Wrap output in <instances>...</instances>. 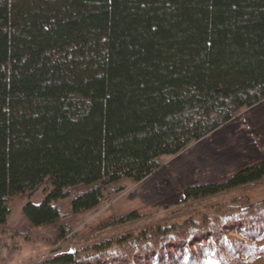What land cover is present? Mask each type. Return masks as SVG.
Returning a JSON list of instances; mask_svg holds the SVG:
<instances>
[{
    "label": "trees",
    "instance_id": "obj_1",
    "mask_svg": "<svg viewBox=\"0 0 264 264\" xmlns=\"http://www.w3.org/2000/svg\"><path fill=\"white\" fill-rule=\"evenodd\" d=\"M263 100L264 0H0V227L9 198L48 179L17 235L57 246L67 219ZM262 180L264 159L185 196ZM258 255L264 199H242L36 264H246Z\"/></svg>",
    "mask_w": 264,
    "mask_h": 264
},
{
    "label": "rangeland",
    "instance_id": "obj_2",
    "mask_svg": "<svg viewBox=\"0 0 264 264\" xmlns=\"http://www.w3.org/2000/svg\"><path fill=\"white\" fill-rule=\"evenodd\" d=\"M264 159V100L245 108L204 138L175 155L161 156L162 167L140 182L125 179L120 192L94 210L67 219L70 230L57 246L30 243L18 236L28 227L27 203L39 204L51 184L45 180L24 194L10 197L11 212L0 227V264H36L53 254L81 253L99 242L138 233L160 224L200 218L234 200L264 199V180L239 185L214 195L188 198L185 189L228 180L244 167ZM71 198L60 203L67 207ZM57 249V250H56ZM110 264V263H105ZM246 264H264V255Z\"/></svg>",
    "mask_w": 264,
    "mask_h": 264
}]
</instances>
